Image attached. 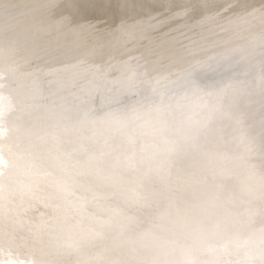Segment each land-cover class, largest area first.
<instances>
[{
	"label": "bare ground",
	"instance_id": "6f19581e",
	"mask_svg": "<svg viewBox=\"0 0 264 264\" xmlns=\"http://www.w3.org/2000/svg\"><path fill=\"white\" fill-rule=\"evenodd\" d=\"M236 49L239 51H237L238 55L234 60H245L248 65L251 64L252 67H247L251 70L250 73L256 74L263 71L257 67L264 62V0H0V74L6 77V79H1V77L0 79L7 81L15 71L20 74L23 70L22 78H19L22 75L18 74L20 83L18 84V81L12 83L16 82L25 90L28 86L29 88L33 86L31 90H27L32 93L35 87L32 83L40 84V78H44L45 75L47 77V74H44L47 73L45 71L50 74L52 71L60 70L62 72L66 64L68 70L70 63L76 62L84 55H86V60L81 63V66H85L86 70H91V73L87 71V74L91 76H88L89 78L94 76V74L92 76L93 72L96 73L94 70L96 66H99L97 70H100L105 64H108V71L116 74L117 81L121 79L119 82L122 81V85L127 87L130 85V81L131 84L133 83L138 74L139 67L135 68L133 61L140 65L141 69H149L144 80L157 79L161 76L164 77L171 71L177 73L181 69L185 71L192 67V69L201 68L202 63L208 65L212 60H216L217 63L229 55L227 52L234 53ZM29 68H31L30 71ZM27 70L34 74L38 71L44 72V75H40L39 78L37 77L38 74L36 76L32 74L31 82L32 80L35 81L36 78L39 80L32 82L31 85L28 78L24 77V72L26 73ZM67 70L64 71L72 72L71 68L68 70L69 72ZM80 70L77 71L80 73L77 76L79 78L81 73L85 74L86 72V70L85 72ZM12 71L14 72L12 73ZM54 72L51 75L48 73L51 80H53ZM242 72L245 71L242 70ZM10 73H12L11 76H9ZM29 73L28 75L26 73V76L29 77ZM66 74H61L62 76L59 74V77ZM15 76H17L16 73ZM261 76L262 74L259 77ZM46 77L44 81H47ZM68 77L70 76H64L65 80ZM82 77L86 78L85 75ZM227 81H230V78L226 79V83ZM12 83H8L6 89L4 87L0 91V97L9 96L11 98L16 95L17 99L19 97L27 98L25 95H29L30 92L25 94L26 91L22 88H19L21 91L18 92L16 91L17 88L13 87L16 85ZM145 83L148 82L145 81ZM43 84L45 83L43 82ZM228 85L221 86L218 89L221 92L217 95H223L227 91ZM22 91L25 92L21 93ZM19 99L22 100V98ZM11 100L13 101V98ZM19 102L21 104V101ZM16 103L18 102L16 101ZM12 104L9 105L12 106ZM16 105H13L11 110L9 109L3 114L5 126L8 122L11 125L12 115L17 114L20 110L17 108L19 105ZM223 107L225 109V106ZM229 112L230 108L226 113ZM235 115L236 113H233L232 116L228 115L230 117H227L223 114L222 117L226 120L223 128L226 126L227 130L232 131L234 125L232 122H235L236 125L234 126H240L251 132L249 135H255V127L259 122L249 121L248 125L242 126L239 124L241 113L238 112V116L234 119ZM218 128L223 129L222 127ZM260 130L262 133H259L256 138L262 142L264 124ZM20 143L19 151L12 152L7 157L10 158L7 163L10 164L11 161L14 164L15 161L16 164H19L17 166L10 164L6 168V170L10 168L9 172L14 168V172L10 173L14 179H7L8 184L15 183L14 180L18 181L24 173L29 177L28 172L32 168V170L36 169L40 175L36 171L31 172L37 174V177L34 174L32 175L34 177H29L33 180L30 188H28L27 180H25L27 185L24 182L20 183L23 178L19 183H24L27 186L26 189L21 190L19 183L18 186L14 184L12 189L18 187L19 190L14 189V194L18 197L13 198L5 195L7 193L4 194L5 197L3 196L5 191L9 192L10 195L12 193L7 189L9 188L6 184L8 181L5 183L3 179L1 180L6 185H1L0 191L2 193H0L4 198L7 196L10 200L8 199L9 201L6 202L5 208L2 206L4 211H2L1 205H5V203L0 204V211H2L0 212V229L6 230L7 228L10 230L19 225L20 220H22L20 230L23 231L35 220H40L45 231L38 235L35 234L30 245L24 246L30 251L35 249L33 253H36L35 257H38V264H67L69 261L79 258L82 253L84 257L97 245L100 237L107 236L109 238L112 233L115 235L118 227L120 232L122 224L134 225L135 219L142 213V210L133 212L139 206L138 201L141 204L147 200L145 194L143 195L139 189L145 190L141 187L147 185L150 171H152L150 169H154L151 165L149 168L146 164L138 163L132 168L134 170H128L131 168L123 165L122 160L118 159L119 157L115 159L107 156L98 157L89 154L86 150H84L85 152H75V154L69 152L68 155L62 153L61 155L56 150H52V145L41 146L40 144L34 145L21 141ZM219 145L222 148V145ZM216 147L218 146L211 149ZM259 149L258 154H263V147ZM235 153L234 161L230 167L243 166L245 164V152L240 150ZM257 161L264 164L259 159ZM14 166L17 168L25 167V170L19 169V171L24 170V173L21 175L20 171L19 174L18 170L15 171ZM28 166L32 168L26 170ZM144 166H148V168L146 169ZM242 168L239 169L242 174L246 173L237 181L238 186L246 190L244 185L249 184L252 180L254 183L252 189L255 190L253 194L257 197L251 199L249 204L239 210H235L232 215L227 213L223 217L212 218V216H207L196 219L195 222L198 223V226L191 231L195 232V236H198L195 238H199V240L191 242L189 247H194L196 244L203 246L206 242L205 237L234 239L248 227L244 224V220L249 219L257 220L254 223L249 220L250 224L256 228L251 233L250 245L263 246L259 240L264 244V168L252 169L250 167L252 170ZM253 170L260 172V174H256ZM249 171L255 174L248 181ZM9 172L7 171L5 174L8 175ZM163 173L164 170L161 167L160 170L156 171V183H159L157 180L160 179L157 175L162 176ZM18 174L19 179L16 176ZM31 180L29 179L28 182ZM54 180L57 182L54 183ZM258 182L259 184L256 186L255 183ZM139 183L140 186L142 183L141 187ZM6 186L7 188H5ZM2 188L5 189L4 192ZM12 189L9 190L12 191ZM252 189L246 191L241 199L247 200L246 196L251 194ZM15 190L18 193L21 190L22 194L25 193V190L29 191L24 194V197L19 198L21 194L15 193ZM88 190L91 192L89 193ZM137 192L146 199L143 198L144 202ZM262 193L263 197L259 198ZM3 197L0 196V202L5 200L2 199ZM29 198L40 200L42 198L46 208L51 211L47 212L46 209H40L39 213H29L28 210H22L21 206L26 205L25 202ZM185 216L187 217L188 214ZM123 219L126 220L121 224ZM118 237L119 235L116 234L113 238L111 237L110 241L109 250L116 248V252L119 251V255H114L112 264L117 263L118 257H120L119 264H144L147 257L151 255H154L155 259L150 263L148 262L149 264H184L190 260L188 256L186 257L190 250L188 246L182 252L178 251L179 256L170 255L168 252V248H173V245L175 246V243H179L182 239L172 241L174 244L170 243L172 246L169 244L167 248H163L164 246L161 245L165 240L159 241L153 249L146 246L142 252L134 254L131 250L121 247L124 245L122 244L124 241L122 242L121 239L116 241ZM0 238H2L1 235ZM15 242L9 245L1 244L0 250L6 251L11 247L13 250L17 249ZM216 246L211 245L208 248L210 251H201L195 259H192L194 263L198 264L207 256L215 254L213 249ZM12 248L10 252H12ZM15 251L17 252V250ZM122 251L123 254H121ZM2 252L4 253V251H0V253ZM7 252L9 253V251ZM18 252L16 256L20 253ZM22 252L21 258H24L25 253L22 255ZM5 255L0 256V260H5ZM86 255L89 256L90 254ZM28 256V259L30 256L33 258V255ZM19 257L14 256L16 259ZM261 257L263 258L262 254L259 253L254 264H260ZM9 258L11 259L13 256ZM24 259H27L26 256ZM231 259L230 257L225 264L239 262L238 258H235L234 261ZM12 260L14 261V259ZM30 261L34 263V259Z\"/></svg>",
	"mask_w": 264,
	"mask_h": 264
},
{
	"label": "rangeland",
	"instance_id": "374dc122",
	"mask_svg": "<svg viewBox=\"0 0 264 264\" xmlns=\"http://www.w3.org/2000/svg\"><path fill=\"white\" fill-rule=\"evenodd\" d=\"M237 51L239 50L236 49L234 53L227 52V55H229L217 63L216 60H212L208 65L202 63L201 68L192 69V67L187 68L188 70L185 71L181 69L177 73L171 71L164 77L147 80H144V77L147 76L149 69H141L140 65L133 61L134 67L140 69L138 68V74L133 83L131 84L130 81V85L127 87L122 85V81L119 82L121 79L117 81L116 74L108 71V64H105L100 70H97L99 66H96L94 68L96 73L93 72L92 76L93 74L94 76L89 78L91 76L87 74V71L91 73V70H86L85 66H81V63L86 60V55L81 56L76 62H72L73 65L70 63L71 73L64 71L67 70V64L64 65V70V67H61L64 72L58 70L55 73L52 71L54 72V76L52 75L53 80L50 79L48 71H45L47 73L43 72L47 74V77L46 75L43 76L44 74L40 71L38 72L42 74L38 72L35 74L29 73L27 70L26 73L27 75L30 74L29 77L24 72V77L28 78L29 81L32 74L35 76L38 74L37 77L39 78L41 76L47 78V81H44V78L38 79L40 84L36 85L32 82L38 80L32 76L35 79V81L32 79V82L30 81V84L32 83L35 86L33 93L27 91L31 90L33 86H30V88L28 86L25 90V88H22L23 86L18 85L20 83L18 76L22 75L19 78L23 77V70L20 74L18 71H12V73L14 72L13 76H11L12 73L9 75L12 79L11 77L8 78L11 79L10 81L8 79L7 81L1 80L6 79V77L0 74V81H2L0 82V91L4 87L6 89L8 83L18 81V84L16 82L12 83L16 85H13L15 89L17 88L16 91L20 92L19 88H22L26 92L22 91L21 93L28 94L30 92L29 95H31L30 97L25 95L27 98L17 95L22 100L25 99L24 101L17 99L16 95L11 98L9 96L0 97V127H2L0 128V190L1 185L7 184L9 188L7 186L5 188L12 193L10 195L5 189L3 190V187L2 190L5 191L3 196L18 197L14 194V189L18 187L12 189L14 184L16 186L23 178L20 183L24 182L26 184L25 180H27L28 188H30L33 180L29 177L35 175L37 177V174L31 173L32 171L38 173L36 169L32 170L33 168L31 167V169L28 166L26 170L31 169L29 172L27 171L28 177L24 173L25 167L17 168L16 166L19 164H16L15 161L13 164L10 161L12 166L16 165L14 166L15 171L18 170L19 174L21 171V175L24 173L27 177L23 174L22 178L19 179L18 174L16 176L19 180H14L17 183L8 184L9 178H12L11 174L12 171L14 172V168L10 172V168L6 170L10 165L7 163L10 158L7 157L12 152L19 151L20 141L34 145L40 144L41 146L45 144L52 145V150H56L61 155L62 153L68 155L69 152L75 154V152H85L84 150H86L89 154L98 157L107 156L112 159L119 157L118 159L122 160L123 165L131 168L128 170H134L132 168L138 163L151 165L154 169H150L152 171H150L147 185L142 186L141 183V187L139 183L142 189L145 188V190L139 189V191H142L143 195L145 194L147 200L143 197L146 200L145 203L140 204L138 201L139 206L133 212L136 213L142 210L143 214H139L134 225L122 224L127 218L123 219L120 222L122 225H119L121 227L120 232L119 227L117 228L118 232L115 231V235H119L116 241L121 239L122 242L124 241L122 243L124 245L121 247L136 254L142 252L146 246L153 249L159 241L165 240L161 245L164 246L163 248H167L170 243L174 244L172 241L182 239L179 243L176 242L173 248H168L170 255L179 256L178 251L182 252L186 246L189 247L191 242L199 240V238H195L198 237L195 236V232L191 231L198 226V223L195 222L196 219L207 216H212V218L223 217L227 213L232 215L235 210H239L249 204L251 199L257 197L253 194L255 190L252 189L254 184L252 180L249 184L244 185L246 190L240 188L237 181L246 173L242 174V171L239 170L241 167H243L242 169L264 168V164L257 161L259 159L260 162H264V151L263 154H258L259 148L263 147L264 150V139L259 142L256 138L259 133H262L260 128L264 124V62L257 67L263 71L256 74L250 73L251 70L247 67H252L251 64L248 65L245 60H234L238 55ZM1 53L4 55L3 52ZM80 66L83 68L81 69ZM79 68L83 72L86 70L85 74L81 73L80 78L77 77L80 74L77 72L80 70ZM30 70L31 68H29ZM242 70L245 72L243 73ZM15 73L17 76H15ZM59 74H66L64 76L70 77L65 80L64 76L59 77ZM261 74L262 76L259 77ZM83 75H85V79L82 77ZM13 77L17 79L13 80ZM227 78H230V81L226 83ZM48 80L51 81L50 84H47L49 83ZM145 81L148 83H145ZM226 84H229L227 91L218 96L217 94L221 92L218 89ZM18 92L17 94H20ZM19 101H21V104L23 102L22 106ZM9 104H12V106ZM13 105H19L17 108H20V110L17 114L12 115L11 125L8 122L5 126L3 114L14 107ZM223 106H225V109H223ZM229 108L230 112L227 114L226 111ZM238 112L241 113L239 124L242 126L248 125L249 121L259 122L255 127V135H249L251 132L240 126H234L236 125L235 122H232L234 124L232 131L227 130L226 126L223 128L226 121L222 117L223 114L230 117L233 113H236L235 119ZM218 127L223 129L220 130ZM219 144L222 145V148ZM214 146L218 147L212 150L211 148ZM240 150L245 152V164L240 167H230L234 161V153ZM148 166L144 167L147 169ZM160 167L164 170V173L162 176L156 174L160 178L157 180L159 183H156L155 173L160 170ZM21 168L24 170L19 171ZM5 170L9 172L8 175L11 173L9 175L11 177L6 175ZM253 171L260 174V172ZM255 173L249 171L248 181L253 178ZM33 174L34 176H32ZM2 179L4 182H8H5V184L1 181ZM29 179L31 182H28ZM55 180L54 183L58 181V177L57 181ZM23 184L19 185V189L24 190L27 188V184H24L26 187ZM255 184L257 186L259 182ZM22 185L24 188H21ZM9 189H12V191ZM249 189L252 190L251 194L246 196L248 199H241ZM21 190L19 198L24 197V194L29 191L25 190V193L22 194ZM0 192L2 193V191ZM88 192L90 193L91 190H88ZM15 193L18 192L15 190ZM142 194H139V196L141 197ZM0 196L3 197L2 194ZM7 196L2 198L5 199L2 200L3 202H0V204L5 203V205H1V209L2 206L5 208L6 202L10 200ZM260 197H263V193ZM143 198L141 197L142 200ZM43 199L45 198L43 197ZM43 199L29 198L25 202L26 205L23 204L21 208L22 210H28L29 213H39L40 209H46L47 212H50L51 210L46 208ZM106 199L105 201H107ZM185 214H188V216L186 217ZM50 216H52L51 213ZM249 220H244V224L248 227L234 239L205 237L206 242L203 246H200V244H196L194 247L190 246L189 253L186 255L190 260L184 264H195L192 259H195L201 251H210L208 248L211 245H217L213 249L214 251L212 250L215 254L207 256L198 264H225L230 257L232 258L231 261L238 258L239 262L235 264H254L259 253L263 256L260 264H264L263 242L259 240L263 245L260 247L249 243L252 231L256 230ZM250 221L254 223L257 220L251 219ZM21 222L22 220H20L19 225L10 230H7V228L6 230L0 229V235L2 236L0 246L1 244L9 245L16 241L14 244H16L17 249H14L17 252H20V249L24 251H21L22 255L25 253L23 256L24 258L26 256L27 259L21 258V252H18L20 255L16 256L17 252L11 247L12 252H10L11 248L6 249V251L4 249L0 250L4 251L0 254H6L4 256L6 257L5 260H0V264H22V262L23 264H38V257H35L36 253H33L35 249L30 251L29 248L24 246L30 245L34 235L45 231V227L40 223V220H35L22 231L20 230ZM115 235L112 233L109 238L107 236L100 237L97 245L92 249L93 252L91 250L86 253L90 254L89 256L85 254L86 256L83 257L82 253L80 255L82 257L79 256L80 259L77 257L67 264H112L111 261L114 255H119L116 248H112L114 251L109 250L111 247L110 241ZM123 253L122 251L121 254ZM3 255L0 256L3 257ZM28 255H33V258L30 256V259H28ZM12 256L13 258L10 259L9 257ZM14 256H20V259H16ZM119 258L116 259L117 263L115 264L120 263ZM33 259L34 263L30 261H33ZM154 259V255H151L147 257L145 263L149 264ZM19 260L23 261L20 262ZM89 260L93 261L90 262Z\"/></svg>",
	"mask_w": 264,
	"mask_h": 264
}]
</instances>
